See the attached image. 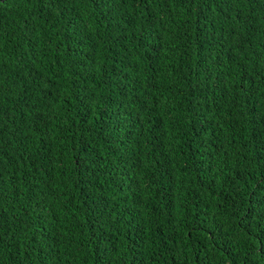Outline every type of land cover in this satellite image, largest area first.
<instances>
[{
    "label": "trees",
    "instance_id": "trees-1",
    "mask_svg": "<svg viewBox=\"0 0 264 264\" xmlns=\"http://www.w3.org/2000/svg\"><path fill=\"white\" fill-rule=\"evenodd\" d=\"M0 264H264V0H0Z\"/></svg>",
    "mask_w": 264,
    "mask_h": 264
}]
</instances>
